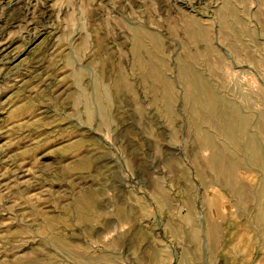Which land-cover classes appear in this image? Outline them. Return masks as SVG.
<instances>
[{
  "label": "rangeland",
  "instance_id": "374dc122",
  "mask_svg": "<svg viewBox=\"0 0 264 264\" xmlns=\"http://www.w3.org/2000/svg\"><path fill=\"white\" fill-rule=\"evenodd\" d=\"M0 3V264H264V0Z\"/></svg>",
  "mask_w": 264,
  "mask_h": 264
},
{
  "label": "bare ground",
  "instance_id": "6f19581e",
  "mask_svg": "<svg viewBox=\"0 0 264 264\" xmlns=\"http://www.w3.org/2000/svg\"><path fill=\"white\" fill-rule=\"evenodd\" d=\"M15 1V0H14ZM11 3V2H10ZM1 4V3H0ZM13 5H14V2H13ZM19 8V7H18ZM20 8H21V6H20ZM25 8V7H24ZM14 9V8H13ZM22 9H23V7H22ZM20 11H21V9H20ZM23 11V10H22ZM43 15V14H42ZM42 17V16H41ZM194 24V23H193ZM45 27V26H44ZM194 28V27H193ZM32 30H34V29H32ZM35 33V32H34ZM5 34V33H4ZM4 34H3V31L1 30L0 31V66H4L2 69H4V70H10L9 68H11L10 67V65H13V62L14 61H16L19 57H20V52H21V50H16V46H14L15 44H14V41L11 39V38H8V36H4ZM38 34H40L41 35V32L39 31V32H36L35 34H34V36H32L31 38H30V42L31 41H33L36 37H37V35ZM198 34V33H197ZM32 35V34H31ZM39 36V35H38ZM30 37V36H29ZM191 37V36H190ZM198 37V36H197ZM26 38H27V36H26ZM25 38V39H26ZM138 38V37H137ZM27 40H28V38H27ZM29 41V40H28ZM150 41V40H149ZM151 42H149V44H150ZM14 44V45H13ZM138 46V44L136 45V47ZM21 47H22V45H21ZM23 49V48H22ZM24 51V50H23ZM22 51V52H23ZM135 51V53H136V50H134ZM25 52V51H24ZM155 52V51H154ZM135 55V54H134ZM137 57V56H136ZM195 58V57H194ZM156 60V59H155ZM155 60H154V62H153V64L151 65V67L149 68V70H148V73L149 74H155V70H157V69H155L154 70V67L156 66V62H155ZM151 61V60H150ZM152 62V61H151ZM192 62H194V61H192ZM139 63H141V62H139ZM15 65V64H14ZM148 65V64H147ZM149 65H150V63H149ZM160 65V64H159ZM143 66L145 67L146 65H145V63L143 64ZM143 67V68H144ZM1 68V67H0ZM146 69V68H145ZM158 72V71H157ZM188 73V72H187ZM186 76V75H185ZM193 76V75H192ZM195 76V75H194ZM122 78V77H121ZM120 77H119V79H121ZM189 78L190 79H188V80H191L190 82H192L193 80L192 79H194V77H192L191 78V75H189ZM121 80H124V79H121ZM158 81V80H157ZM49 82V81H48ZM117 82H118V80H117ZM124 82V81H123ZM116 83V82H115ZM51 84V83H50ZM49 84V85H50ZM191 84V83H190ZM194 84V83H193ZM119 86V85H118ZM114 87H116V86H114ZM117 88V87H116ZM116 88H114L115 90H116ZM119 90V89H118ZM87 109V108H86ZM88 110V109H87ZM221 151H222V149H221ZM218 159H219V161H220V168L222 169V171L224 172L225 170H227V168L229 167V165L230 164H228V158H227V156H226V154L224 153V152H221V153H219L218 155ZM216 156V157H217ZM217 159V160H218ZM256 159V158H255ZM88 163V162H87ZM86 162H85V164H87ZM221 174V173H220ZM223 175V174H222ZM210 235V237H212L213 236V234L212 233H210L209 234Z\"/></svg>",
  "mask_w": 264,
  "mask_h": 264
}]
</instances>
